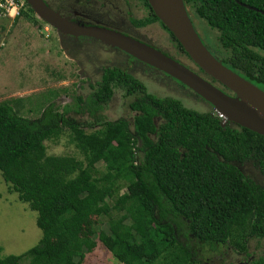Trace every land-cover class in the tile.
Wrapping results in <instances>:
<instances>
[{"label":"trees","instance_id":"obj_1","mask_svg":"<svg viewBox=\"0 0 264 264\" xmlns=\"http://www.w3.org/2000/svg\"><path fill=\"white\" fill-rule=\"evenodd\" d=\"M140 1L148 16L134 25L160 24L189 58L148 0ZM184 2L217 33L213 51L222 63L264 87V15L246 7L264 12V0ZM21 15L41 21L28 4ZM92 89L85 102L92 116L115 90L134 95L132 131L121 119L88 132L53 105L29 119L16 108L19 100L0 103V171L9 191L37 213L43 234L22 255L2 257L0 248V264H85L98 241L122 264H203L194 258L200 246L246 253L249 241H264V186L245 179L237 165L252 160L264 175V136L222 126L218 116L179 99L153 95L120 69L107 70ZM66 130L82 159L48 154L46 142L60 140ZM91 218L107 230L100 224L95 238L80 237ZM183 231L187 242L178 239ZM253 264H264V258Z\"/></svg>","mask_w":264,"mask_h":264},{"label":"rangeland","instance_id":"obj_2","mask_svg":"<svg viewBox=\"0 0 264 264\" xmlns=\"http://www.w3.org/2000/svg\"><path fill=\"white\" fill-rule=\"evenodd\" d=\"M188 11L190 15H193L190 16L191 21L202 41L215 54L213 49L217 33L208 27L205 21L194 17L193 10L189 9ZM20 17L21 19L13 25L15 27L8 26L10 34L0 35V103L7 100H19L16 108L22 116L29 119L40 118L43 112L53 105V110L62 115L65 114L67 119L81 125L84 130L91 132L99 129L100 126L93 119L95 114L93 116L90 114L85 103L93 89L88 85L85 77L79 76V65L72 61L61 47L57 33L42 20L35 24V28L33 24L27 23L24 15ZM9 24L11 25V22ZM102 25L113 29L107 24ZM143 33L148 34V37L161 49L177 56L175 44L173 41L170 42L169 35L160 24L154 23L147 26L143 29ZM10 35L15 38H11ZM102 50L92 46L87 48L86 52L101 57L112 55V53ZM178 57L181 61L192 64L184 54ZM113 62L115 67L119 68L130 65L131 74L142 82L148 92L153 95L179 99L186 107L199 112L203 111L206 105L211 106L198 95L199 98H192L191 93L194 92L177 80L164 73L161 74L162 72L160 73L140 61L133 59L131 63L125 56H118ZM88 74L91 72L89 71ZM95 76L98 77V75ZM77 96H81L84 102H77ZM114 96L115 100L106 105L99 115L102 116L103 121L114 122L127 119L132 131L133 118L136 113L129 108V104L134 98L126 97V93L122 89L115 90ZM200 99L203 101V106ZM68 135L69 132L66 130V135H63L60 140L47 141L48 154L82 159V155L71 143ZM98 168L104 170V165L100 163ZM36 219L37 213L32 211L28 204L20 201L18 193L9 191V185L5 182L0 171V248H2V257L22 255L39 244L43 234L37 226ZM97 221L96 218L86 221L79 229V236L95 238L94 229L100 224H102L100 228L107 230L106 224L102 221L97 224ZM178 239L181 242H187L184 231L181 232ZM189 244L192 248L196 247L194 243L189 242ZM227 249L232 248L224 245L221 247L222 253L217 255H208L207 251L200 252L203 254L204 264L205 261L208 264H221L220 261L222 264H237V259L240 256L235 253L231 254ZM250 250L256 254L264 255V241L251 240ZM84 261L85 264H122L99 241L97 247L86 254Z\"/></svg>","mask_w":264,"mask_h":264},{"label":"water","instance_id":"obj_3","mask_svg":"<svg viewBox=\"0 0 264 264\" xmlns=\"http://www.w3.org/2000/svg\"><path fill=\"white\" fill-rule=\"evenodd\" d=\"M25 1L40 20L58 33L95 39L177 80L208 102L217 116L219 114L224 117V120H221L222 126L235 123L264 136V91L225 66L206 47L191 21L184 0H148V3L191 61L206 76L230 90L235 96L223 92L186 64L150 43L103 25L65 18L46 0ZM246 7L264 15L261 10Z\"/></svg>","mask_w":264,"mask_h":264},{"label":"flooded vegetation","instance_id":"obj_4","mask_svg":"<svg viewBox=\"0 0 264 264\" xmlns=\"http://www.w3.org/2000/svg\"><path fill=\"white\" fill-rule=\"evenodd\" d=\"M46 1L56 10V12L60 13L65 18H69L73 21L81 22V23H91V24H99V25L107 24L108 26L113 27V30H117L119 32L131 35L141 41H145L161 49L150 37H148V34L143 33V29H145L147 26L136 27L133 23V21L136 19H142L148 16L149 10L145 8V5L141 3L140 0H46ZM54 31L57 33L61 47H63V49L66 51L68 57L79 65V76L81 78L85 77L90 87L92 88L96 87L97 84L103 80L106 71L109 69H120L122 71H126L127 73L131 74L130 65L129 66L120 65L121 67L119 68V67H115L113 61H115L116 57L118 56H122V57L125 56L126 59L128 58L129 62L132 63L133 61L132 57H129L128 55L122 53L117 49L106 46L100 41H97L95 39L87 38V37H71L68 35L60 34L55 29ZM92 46L95 48H101L103 49L102 51L108 52L110 54L112 53V55H106L101 57L100 55L97 54L94 55V53H90V54L87 53L86 49ZM163 51L171 55L173 58L181 61V59L178 56H181L182 52L178 48L176 49L177 56L172 55L170 52L166 50ZM187 59L189 58L187 57ZM181 62L186 64L188 67L193 69L195 72H197L207 80L211 81L213 84L219 87L223 92L227 93L230 96H235L230 90H228L224 86L220 85L218 82L206 76L192 61H191L192 64L185 63L184 61ZM89 71L91 72V74H88ZM95 75H98V77ZM254 85L257 86L256 84ZM257 87L264 91V87H260V86ZM191 96L194 99L199 98L194 93H191ZM126 97H132L135 100L134 95H126ZM113 100H115L114 95L107 104H103V107L99 109L97 112H95L93 119L95 120V123L97 125L100 126V123L107 122L102 120L103 118L102 116L99 115V113L105 108L106 105L110 104V102ZM201 100L202 99H200V101ZM202 102L203 101H201V104L203 106ZM130 104H129V108L131 109ZM201 112L209 113L217 117L213 108L208 105H206V107ZM136 115L137 113L135 114V116ZM134 118H133V124H134ZM130 119L132 121V117ZM157 119L158 121L160 120V118ZM125 121H127V119ZM226 126H229L230 128L233 129L243 128L235 123H228ZM237 165L241 170V172L243 173L245 179L250 180L256 185L262 187L264 186V175L260 171V169H257L255 167V164L252 160H247L243 162V164H237ZM251 239H253V237ZM228 250L229 249H227V251ZM231 250L232 249L229 250L231 254L235 253L236 255L240 256L237 259V264H253L254 261H256L257 259L261 257L264 258V255H259L254 252H251L250 241L248 242V252L246 253L245 252L237 253ZM202 251H207L208 255L218 254L217 251L214 252V250L208 247L207 244L200 246L196 255H194V258L203 264H204V261L202 259L203 254L200 253ZM207 260L209 261V259ZM220 262L222 264V261ZM205 264H208L207 261H205Z\"/></svg>","mask_w":264,"mask_h":264},{"label":"built area","instance_id":"obj_5","mask_svg":"<svg viewBox=\"0 0 264 264\" xmlns=\"http://www.w3.org/2000/svg\"><path fill=\"white\" fill-rule=\"evenodd\" d=\"M26 5L25 0H0V17L15 20L26 8ZM218 116L224 120L222 115L218 114Z\"/></svg>","mask_w":264,"mask_h":264},{"label":"crops","instance_id":"obj_6","mask_svg":"<svg viewBox=\"0 0 264 264\" xmlns=\"http://www.w3.org/2000/svg\"><path fill=\"white\" fill-rule=\"evenodd\" d=\"M26 12V11H25ZM21 19V17H18L17 19H15L14 20V22L12 23V19H10V18H3V17H0V35L1 34H10V28H9V30H8V26H10L11 28H13V27H15V26H13L14 24H15V22H17L18 20H20ZM26 21H27V23H30V24H33V23H31V22H29L27 19H26ZM9 22H11V25L9 24ZM33 27H35L36 28V26H35V24H33ZM37 28H39V27H37ZM11 36V38H15V37H12V35H10ZM34 45V44H33Z\"/></svg>","mask_w":264,"mask_h":264},{"label":"clouds","instance_id":"obj_7","mask_svg":"<svg viewBox=\"0 0 264 264\" xmlns=\"http://www.w3.org/2000/svg\"><path fill=\"white\" fill-rule=\"evenodd\" d=\"M222 120V119H221ZM223 121V120H222Z\"/></svg>","mask_w":264,"mask_h":264}]
</instances>
